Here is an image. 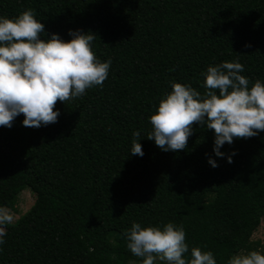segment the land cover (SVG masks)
<instances>
[{
	"label": "trees",
	"instance_id": "1",
	"mask_svg": "<svg viewBox=\"0 0 264 264\" xmlns=\"http://www.w3.org/2000/svg\"><path fill=\"white\" fill-rule=\"evenodd\" d=\"M29 9L45 26L42 40L91 32L96 57L112 63L102 86L57 102L56 123L25 127L21 114L0 126V209L25 188L35 196L4 226L0 264H143L124 235L133 222L183 225L187 260L192 248L211 251L217 264L256 250L264 132L225 143L223 158L206 124L193 126L181 151L147 137L174 82L203 95L202 73L235 61L249 88L264 82V0H0V17ZM137 131L143 157L131 154ZM257 251L264 255V245Z\"/></svg>",
	"mask_w": 264,
	"mask_h": 264
},
{
	"label": "clouds",
	"instance_id": "2",
	"mask_svg": "<svg viewBox=\"0 0 264 264\" xmlns=\"http://www.w3.org/2000/svg\"><path fill=\"white\" fill-rule=\"evenodd\" d=\"M45 26L36 19L34 10L18 17H0V126L11 128L16 117L23 114L25 127L40 128L58 121L57 102L81 97L86 90L102 86L108 78L111 60L101 62L92 44L96 36L82 31H70V42L57 34L47 41L41 39ZM251 47V45H246ZM239 62H223L209 66L205 73V93L201 95L191 85L172 84L171 93L162 99L156 114L150 117L152 131L147 139L164 152L187 148L193 126L205 124L214 130L216 157L223 158L220 149L225 143L248 139L264 132V82L257 80L249 88V79L241 75ZM218 93V94H217ZM131 154L143 157L140 132L133 133ZM233 152L228 156L232 163ZM215 168L218 164L209 159ZM12 221V216L0 209V223ZM127 247L143 264H217L211 251L192 248L191 259L183 225L168 223L160 227L142 228L133 222L126 230ZM4 240L0 239V244ZM130 264H135L134 261ZM228 264H264L259 251L233 255Z\"/></svg>",
	"mask_w": 264,
	"mask_h": 264
},
{
	"label": "rangeland",
	"instance_id": "3",
	"mask_svg": "<svg viewBox=\"0 0 264 264\" xmlns=\"http://www.w3.org/2000/svg\"><path fill=\"white\" fill-rule=\"evenodd\" d=\"M34 199L35 196L33 192L29 188H25L21 190L20 195L16 200H11L9 203L2 207V209L8 215L12 216V221L10 223H0V235L4 232L5 225L17 223L18 219L33 205ZM251 240L253 244L257 242L260 243V246L258 248L264 245V219L260 222L259 227L253 233ZM258 248H255L256 250L254 251H257Z\"/></svg>",
	"mask_w": 264,
	"mask_h": 264
}]
</instances>
